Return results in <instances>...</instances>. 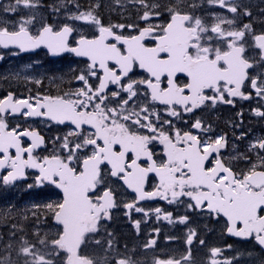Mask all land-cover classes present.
I'll return each mask as SVG.
<instances>
[{
	"label": "snow or ice",
	"instance_id": "snow-or-ice-1",
	"mask_svg": "<svg viewBox=\"0 0 264 264\" xmlns=\"http://www.w3.org/2000/svg\"><path fill=\"white\" fill-rule=\"evenodd\" d=\"M132 2L139 5L138 18L143 27L104 26L94 14L98 3L87 12H79L76 0H60L53 6V13H57L74 4L77 12L69 18L97 26L99 35L93 38L68 24H44L30 31L41 0L0 4V47H14L19 52L13 54L18 55L43 46L53 56L72 53L86 58L85 67L73 77L80 84L75 90L26 99L9 93L0 99V172L5 173L0 175V184L13 185L26 178V169H37L28 188L51 185L63 193L62 200L33 206L40 215L51 217L56 232L51 238L47 233L43 237L34 233L35 243L21 236L17 255L26 258L23 264H112L108 252L114 249L113 239L106 241L103 256L86 255L84 248L93 241L101 243L95 235L103 227L101 222L111 220L112 210L121 206L113 187V183L121 182L135 194L132 202L122 204L126 215L134 211L147 218L148 212L137 205L160 197L169 204L184 203L188 210L206 213L217 223L224 218L227 233L252 238L264 247V140L249 145V151L256 150V162L246 171L236 172L220 156V150L226 147L225 136L201 139L191 131L175 128L172 120L161 121L154 108L156 103L163 104L169 116L183 120L184 113L214 108L218 103L234 104L236 97L251 99L252 92L246 94L245 89L254 90L255 96L264 100V31L257 32L252 22L237 25L238 19L252 16L243 0H207L232 14L231 18L213 14L211 23L185 11L183 0L167 5L157 0ZM21 10L32 14L21 15L12 25L4 18V14L15 15ZM165 12L169 19L156 22ZM125 27L135 29L137 34L124 35ZM73 32L79 38L70 43ZM138 69L147 76L136 79ZM16 113L73 127L49 141L57 151L44 156L38 150L42 146L47 150L46 141L38 131L21 130L19 126L9 129L8 118ZM255 114L264 118L262 110L256 109ZM190 119L192 129L205 134L211 131V125L201 119L194 115ZM21 137L30 143L25 146ZM157 143L164 146L159 159L154 151ZM239 158L251 162L250 156L241 154ZM153 173L159 177V184L154 191H145L148 176ZM161 211L154 210L157 220ZM37 214L33 211L34 216ZM5 219L7 215H0V221ZM163 219L185 224L189 217L174 221L168 212ZM140 223L134 221L137 230ZM196 235L190 230L186 244L190 246ZM198 243L203 245L205 241L200 239ZM155 245L152 239L145 247ZM12 247V243L7 245L8 249ZM220 252V248L211 249L212 256ZM0 264L15 262L9 254L0 258ZM114 264L138 261L125 256L115 259ZM153 264H194L191 248L179 259L156 258ZM211 264L218 262L212 260Z\"/></svg>",
	"mask_w": 264,
	"mask_h": 264
},
{
	"label": "flooded vegetation",
	"instance_id": "flooded-vegetation-1",
	"mask_svg": "<svg viewBox=\"0 0 264 264\" xmlns=\"http://www.w3.org/2000/svg\"><path fill=\"white\" fill-rule=\"evenodd\" d=\"M162 5L174 3L175 0H157ZM79 4V12H87L91 10L97 3L100 4L98 9H95L94 14L98 15L102 24L108 26L110 24H139L143 27V22L139 21L137 9L139 5L134 4L132 0H76ZM252 12L251 17H242L237 20V25L253 23V27L257 32L264 31V0H260L255 3H244ZM74 6V4H68V7ZM194 5V7H192ZM182 7L185 11L204 19L206 22H213V14L223 15L231 18L232 14L227 9L220 8L218 5L209 4L207 0H183ZM77 9V8H76ZM70 13L68 15H72ZM70 19V18H69ZM169 19L165 12L158 21L162 22ZM42 21V20H40ZM45 24L56 25L57 27L68 24L78 30L80 34H83L89 38H93L99 35L98 27L90 23H86L81 20H72L68 23L57 22V19H46ZM38 21H36V24ZM44 25V23H42ZM88 27V29H83ZM224 27H227L225 25ZM37 29L30 28V31L35 32ZM114 31H118L114 29ZM124 35L137 34L135 29H129L125 27L123 30ZM73 38L78 39L77 32L69 39L72 43ZM149 46H153L151 42L146 41ZM73 46H75L73 44ZM1 50V49H0ZM44 55L46 53L41 51L35 57ZM58 62V61H57ZM86 61H78L72 55H65L59 61V67L40 66L43 71L46 72V76L43 78L41 84H36L34 81L36 77H32L30 82L24 78L12 79L9 77L11 73L7 70V66H0V99L5 98L9 93H12L14 98L26 99L30 96L44 95H62L63 92L75 90L80 87V84L73 79L75 73L85 67ZM56 63V62H53ZM29 69H36V67H26ZM24 69V68H23ZM147 76L142 69H138L136 73V79H143ZM183 79V77H182ZM246 94L248 91L252 92V98L249 100H243L239 97L233 98L234 104H217L214 108L204 107L196 110L195 113H184L183 120H178L176 117L168 115L166 106L160 103H156L154 108L160 114L161 121L172 120L174 127L182 131H191L194 135H198L201 139H207L209 137L215 139L218 136L226 137V147L220 150L221 159L229 163L233 171L240 172L246 171L250 167V163H255L257 157L255 155V149L249 151V145L255 144L260 140H264V118H261L255 114V110L259 109L264 111V100L255 96V91L251 89H245ZM31 102V101H30ZM179 110V109H177ZM242 112V116L238 113ZM195 116L201 119L205 125H211V131L207 134L201 130L192 129L190 125L193 120L190 117ZM9 129L19 126L22 129H35L46 141V149L44 146L38 151L41 155L48 156L54 151H57L56 147L50 143L52 139L57 136H64L71 131L72 126L68 123L63 125L56 124L53 121H49L46 118H33L24 117L21 113H16L8 118ZM159 126V125H158ZM167 129L168 125H164ZM144 134H149L147 129H141ZM243 134V135H242ZM22 143L27 146L30 140L25 137H21ZM14 151V150H13ZM155 158L159 159L163 157L164 146L161 144L154 145ZM241 154L251 157V162L239 158ZM5 174L0 172V175ZM38 174L37 169H26V178L17 180L13 185L4 186L0 184V202L2 205V212L7 215V219L4 220L6 224L5 230L0 233L5 236L7 233L16 232L15 225L16 213L11 212L13 203H23L21 207V213L23 217H32L33 211L36 209L34 205H42L44 203L59 201L63 198L61 190L56 189L55 186L45 185L42 187L28 188L29 184L33 183L35 175ZM159 184V177L154 173L149 174L147 183L145 185V191H154L155 186ZM113 187L116 188V201L120 207L112 210V219L109 221H102L103 227L100 232L95 235V239L101 241L97 245L94 241L87 245V248L91 251L93 257H99L104 255V249L107 247L106 241L113 239L114 249L108 252V258L114 264L115 259L124 258L125 256H131L133 260L143 261L144 264H153L156 258H170L174 257L179 259L182 255H185L187 250L191 248L192 259L194 264H211L212 260H216L218 264H225L230 261L231 264H264V251L262 247L252 238H240L231 239L227 235L224 219L221 218L217 223L215 219L208 216L206 213L198 211L188 210L184 203H172L169 204L166 200L156 197L151 200L140 201L138 207H143L148 212L147 218L143 213L132 212L131 215H126V209L123 208V203H130L133 201L135 194L131 189H127L126 186L113 183ZM187 197H182L181 200H187ZM160 208L161 218L156 219L154 210ZM37 212V211H36ZM170 212L172 219L178 221L179 217L187 215L189 220L185 224L169 223L163 219V214ZM41 216V215H40ZM41 218H43L41 216ZM129 220L132 224H129ZM140 220V227L137 230L134 221ZM128 223V224H127ZM16 226V225H15ZM44 224L37 229L40 232L44 231ZM159 229L157 233L155 230ZM190 230H194L197 235L193 238L192 244L189 246L186 244V239ZM29 231V229H28ZM124 231H129L132 237H127ZM108 233H112L109 237ZM2 238V237H1ZM141 238H144L142 241ZM172 238V239H170ZM3 239V238H2ZM152 239L157 240V247H145V244ZM203 239L205 243L203 245L198 243V240ZM142 244L143 248L131 252V246L135 243ZM234 247L229 248L234 250V258H224L223 248L228 245ZM227 243V245H226ZM127 245V247H125ZM220 248L221 252L216 256L211 255V249ZM117 250L118 254L114 253ZM121 252V253H119ZM200 253V257L195 253ZM15 264H19L17 259H12ZM148 263H146V262Z\"/></svg>",
	"mask_w": 264,
	"mask_h": 264
},
{
	"label": "rangeland",
	"instance_id": "rangeland-1",
	"mask_svg": "<svg viewBox=\"0 0 264 264\" xmlns=\"http://www.w3.org/2000/svg\"><path fill=\"white\" fill-rule=\"evenodd\" d=\"M260 0H243V3H255V2H259ZM9 2V0H0V4H7ZM45 0H41V4L42 7H40L39 9L35 10L34 15H35V20L33 22V25L31 26L32 29H39L42 27V23L45 24V20L46 19H57V22H63V23H68L70 21L69 17L70 15L65 14L64 13V9H62L60 12L57 13H53L52 8L53 6H58L60 4V0H47V2H45ZM67 11H71L73 12L72 14L77 12L76 7H74L73 5L70 7L65 8ZM84 12V11H83ZM32 13L29 12V10H21L19 13L12 15V14H4V18H6L9 22L10 25L15 24V22L20 18L21 15L23 16H28ZM42 20V21H40ZM36 21H38L36 24ZM11 29V27H10ZM83 29H88V27H85ZM5 55H9V56H5ZM5 55L0 54V56H2L3 58L0 59L1 62H6L7 66V70L11 73V75H9V77H12V79H17V78H24L27 81L26 82H30L32 77H36V80H43V78L47 75L46 72L43 71L42 67H40L39 63H43V59L38 58V60H27V61H21L19 60V58L17 57V59H14V56L10 55V53H5ZM36 63L34 66H36V69L32 70L29 68H26V65L29 64H33ZM2 65V63H0V66ZM53 66V65H52ZM24 68V69H23ZM0 75H1V71H0ZM54 202V201H53ZM2 205L3 203L0 202V215H5L2 212ZM24 206L23 203H13L12 210L11 212L16 213L17 217L15 220V225H16V232H15V236H12L10 233L5 234V236H2L0 234V247L2 250H4L3 254L6 256H8L9 254L11 255V259H13L14 257L17 258L18 260L21 259H26L24 256H18L17 252L19 250L20 247V237L23 236L25 239L29 240L32 243H35L37 240V236L36 235H32L33 237H29L27 236V231L28 229L31 231L32 229H34V227H41L42 223L44 224H48L47 225V229L39 232L40 236L43 237L45 233L48 234V236L51 238L55 235L56 232V228H54V226L50 225L49 220L51 219V217L49 216H44L41 215L43 218H41V216H39V209H36L35 211H37V215H33L32 217H27L24 218L22 213H21V207ZM39 216V217H38ZM37 221H35L34 219H37ZM33 221L35 222L33 225ZM128 224V223H127ZM129 225V224H128ZM6 224L3 221H0V233H2L5 230ZM125 235L127 237H132L129 234V231H124ZM3 239H2V238ZM142 241H144V238H141ZM9 243H12L13 247L12 249H8L7 245ZM41 246L37 244V249H39ZM143 246L140 243V241L138 243H135L131 246L130 251L131 252H135L136 250H140L142 249ZM114 253L117 255L118 252L117 250H114ZM198 257H200V253L195 252Z\"/></svg>",
	"mask_w": 264,
	"mask_h": 264
},
{
	"label": "water",
	"instance_id": "water-1",
	"mask_svg": "<svg viewBox=\"0 0 264 264\" xmlns=\"http://www.w3.org/2000/svg\"><path fill=\"white\" fill-rule=\"evenodd\" d=\"M41 47H43V46H41ZM38 49V48H37ZM36 49H34V50H32V51H29V52H23V53H30V52H33V51H35ZM46 50H48L47 48H46ZM49 51V50H48ZM52 55V54H51ZM53 56V55H52ZM53 57H56V56H53ZM78 58H80V57H78Z\"/></svg>",
	"mask_w": 264,
	"mask_h": 264
}]
</instances>
